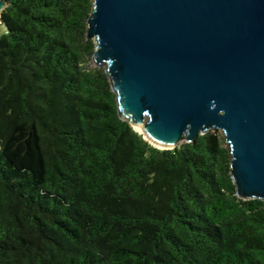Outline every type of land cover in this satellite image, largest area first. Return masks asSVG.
<instances>
[{
  "label": "trees",
  "instance_id": "16d2710c",
  "mask_svg": "<svg viewBox=\"0 0 264 264\" xmlns=\"http://www.w3.org/2000/svg\"><path fill=\"white\" fill-rule=\"evenodd\" d=\"M0 35V264H264V201L225 137L150 145L86 36L94 0H7Z\"/></svg>",
  "mask_w": 264,
  "mask_h": 264
},
{
  "label": "water",
  "instance_id": "95a60500",
  "mask_svg": "<svg viewBox=\"0 0 264 264\" xmlns=\"http://www.w3.org/2000/svg\"><path fill=\"white\" fill-rule=\"evenodd\" d=\"M86 36L123 121L161 150L223 132L237 197L264 201V0H94Z\"/></svg>",
  "mask_w": 264,
  "mask_h": 264
},
{
  "label": "rangeland",
  "instance_id": "374dc122",
  "mask_svg": "<svg viewBox=\"0 0 264 264\" xmlns=\"http://www.w3.org/2000/svg\"><path fill=\"white\" fill-rule=\"evenodd\" d=\"M5 32H6V27L3 24H0V35L4 34ZM93 66L96 67L95 65H93ZM96 68H98V67H96ZM102 68L105 69V67H102ZM219 133L224 136L223 132H219Z\"/></svg>",
  "mask_w": 264,
  "mask_h": 264
}]
</instances>
